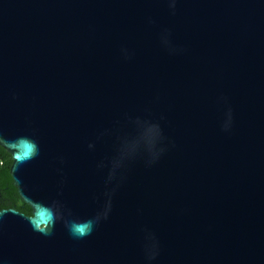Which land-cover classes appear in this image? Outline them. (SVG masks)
<instances>
[{
    "label": "water",
    "instance_id": "95a60500",
    "mask_svg": "<svg viewBox=\"0 0 264 264\" xmlns=\"http://www.w3.org/2000/svg\"><path fill=\"white\" fill-rule=\"evenodd\" d=\"M0 146V264H264V0H0Z\"/></svg>",
    "mask_w": 264,
    "mask_h": 264
},
{
    "label": "flooded vegetation",
    "instance_id": "af4514ba",
    "mask_svg": "<svg viewBox=\"0 0 264 264\" xmlns=\"http://www.w3.org/2000/svg\"><path fill=\"white\" fill-rule=\"evenodd\" d=\"M10 166H11V164H10ZM10 166H9V170H10ZM9 170H8V173H9ZM9 176H10V174H9ZM10 178H11V176H10ZM10 183L11 184L3 183L1 181V175H0V210L12 208V209L18 210L19 212L24 213L23 211H21L17 207L18 206L30 207V206L27 203H25L24 201H22V199L20 198V196L16 190V187L14 186V184L12 182V178H11Z\"/></svg>",
    "mask_w": 264,
    "mask_h": 264
},
{
    "label": "trees",
    "instance_id": "16d2710c",
    "mask_svg": "<svg viewBox=\"0 0 264 264\" xmlns=\"http://www.w3.org/2000/svg\"><path fill=\"white\" fill-rule=\"evenodd\" d=\"M12 162L11 155L0 146V175L1 181L3 183L11 184V178L9 176L8 170L9 166ZM26 206V205H25ZM21 211H23L26 215H31L32 211L30 207H20L18 206Z\"/></svg>",
    "mask_w": 264,
    "mask_h": 264
}]
</instances>
